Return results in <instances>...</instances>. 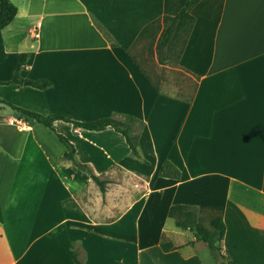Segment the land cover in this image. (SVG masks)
<instances>
[{
  "label": "crops",
  "instance_id": "0c3cea01",
  "mask_svg": "<svg viewBox=\"0 0 264 264\" xmlns=\"http://www.w3.org/2000/svg\"><path fill=\"white\" fill-rule=\"evenodd\" d=\"M10 1L16 14L0 28V264H74L73 241L84 264H213L207 245L168 216L175 203L195 206L204 223L222 217L227 264H264V0L192 6L177 60L194 80L187 98L156 91L130 47L188 0ZM21 52L20 77L48 87L8 82ZM9 104L78 121L134 116L139 157L111 126L56 119L52 130ZM56 132L106 178L103 193L63 157ZM165 161L178 178L159 174ZM83 186L105 200L97 214L78 197Z\"/></svg>",
  "mask_w": 264,
  "mask_h": 264
},
{
  "label": "trees",
  "instance_id": "16d2710c",
  "mask_svg": "<svg viewBox=\"0 0 264 264\" xmlns=\"http://www.w3.org/2000/svg\"><path fill=\"white\" fill-rule=\"evenodd\" d=\"M198 0H188L184 6L175 14H164L152 21L145 24L136 36L132 46L130 47V57L135 65L142 71V73L148 78L156 91L160 90L158 84L153 81L149 73L143 67V64L138 60L137 56L132 52V49L139 44L143 39H148L151 45H154L155 53L161 63L169 58L171 52L180 44L177 52V60L184 48L186 40L189 36L191 28L194 23V16L191 13L192 6ZM17 11V7L10 0H0V28H3L9 24L14 18ZM26 52L19 54V60L15 67L13 77L8 82H24L31 84L38 88H46L50 85V81L47 79L36 80H24L20 77L19 73L22 69ZM7 83V82H1ZM11 107L20 111L24 117L34 119L36 122L42 123L53 130V121L56 119H63L74 123L76 126H81L88 129H104L108 126L113 127L116 131L122 133L125 140L135 156L139 157L138 153V139L139 134L133 131V124H138L140 128L143 124L134 116L124 115L123 117L117 116H104L89 121H78L60 113L42 114L32 110L24 109L18 106L9 104ZM56 135L60 142L66 147L63 157L70 160L76 167L88 173V175L96 182L101 193L105 190V183L107 180L101 179L99 175H96L87 164L79 162L74 157V146L72 142L63 134L56 132ZM159 174L163 176L178 178L179 171L176 167L172 166L169 161L163 162L159 169ZM168 216L174 219V223L181 229H189L193 232L196 240L203 241L210 251L217 253L221 251L219 242L224 237L225 224L222 217L218 216L210 220L208 223H204L197 218V209L193 205L175 203L169 206ZM69 254L71 255L74 264H84L81 258V246L77 242H71L68 247ZM224 258V256H223ZM220 264H227L223 260Z\"/></svg>",
  "mask_w": 264,
  "mask_h": 264
},
{
  "label": "rangeland",
  "instance_id": "374dc122",
  "mask_svg": "<svg viewBox=\"0 0 264 264\" xmlns=\"http://www.w3.org/2000/svg\"><path fill=\"white\" fill-rule=\"evenodd\" d=\"M179 46L180 44L174 48L169 58L164 60L163 63L157 58L154 45H151L147 38L137 44L132 49V52L137 56L138 60L142 62L143 67L159 87L167 92L176 93L181 97L187 98L192 91L194 80L178 67L177 52ZM133 125V131L136 132L137 130H135V127H138V124ZM60 170L62 173L67 172L64 166L60 167ZM115 173L117 177L124 178V182L127 184V181L129 180L127 174H124V172L118 169ZM77 193L84 207L92 213L97 214L106 203L104 199H101L99 193L87 186H83L82 191ZM211 254L213 264H220L221 262L219 261L217 253L211 251Z\"/></svg>",
  "mask_w": 264,
  "mask_h": 264
},
{
  "label": "water",
  "instance_id": "95a60500",
  "mask_svg": "<svg viewBox=\"0 0 264 264\" xmlns=\"http://www.w3.org/2000/svg\"><path fill=\"white\" fill-rule=\"evenodd\" d=\"M217 255H218V258H219V261L222 262L224 260L222 254L220 253V251H217Z\"/></svg>",
  "mask_w": 264,
  "mask_h": 264
},
{
  "label": "built area",
  "instance_id": "2783aa9c",
  "mask_svg": "<svg viewBox=\"0 0 264 264\" xmlns=\"http://www.w3.org/2000/svg\"><path fill=\"white\" fill-rule=\"evenodd\" d=\"M35 35H37V34H35Z\"/></svg>",
  "mask_w": 264,
  "mask_h": 264
}]
</instances>
